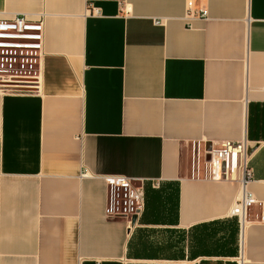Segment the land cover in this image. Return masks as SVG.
I'll list each match as a JSON object with an SVG mask.
<instances>
[{"label":"crops","instance_id":"0c3cea01","mask_svg":"<svg viewBox=\"0 0 264 264\" xmlns=\"http://www.w3.org/2000/svg\"><path fill=\"white\" fill-rule=\"evenodd\" d=\"M17 15L44 40L37 89L0 92V264H264V0H0ZM111 177L143 183L132 229Z\"/></svg>","mask_w":264,"mask_h":264},{"label":"built area","instance_id":"2783aa9c","mask_svg":"<svg viewBox=\"0 0 264 264\" xmlns=\"http://www.w3.org/2000/svg\"><path fill=\"white\" fill-rule=\"evenodd\" d=\"M207 20L206 12H193L191 3L188 4L187 20ZM159 24V23H157ZM190 28V26H189ZM44 40L43 22H34L26 15H17L12 20L0 21V92L31 93L38 87L36 77L37 52L42 50ZM31 64L34 74L19 75L20 69H26L24 64ZM245 153V142H225L213 144L206 151V165L210 179L223 181L227 178L228 162L233 156ZM243 180L246 186L252 180V174L245 167ZM108 207L107 217L110 220H121L129 228H134L145 210V190L142 182L124 178H107ZM257 201L252 194L245 191L239 206L233 211V216L239 220L243 232L247 224V212ZM244 211L242 221L241 212Z\"/></svg>","mask_w":264,"mask_h":264},{"label":"rangeland","instance_id":"374dc122","mask_svg":"<svg viewBox=\"0 0 264 264\" xmlns=\"http://www.w3.org/2000/svg\"><path fill=\"white\" fill-rule=\"evenodd\" d=\"M31 64L29 63H25L24 64V66H26V67H24V68H26L25 70L24 69H20V64H18L17 66V69H19L18 70V72H19V75H25V73L27 74L28 73V75H32V74H34V69L33 70H31V67H29ZM32 73V74H31Z\"/></svg>","mask_w":264,"mask_h":264},{"label":"bare ground","instance_id":"6f19581e","mask_svg":"<svg viewBox=\"0 0 264 264\" xmlns=\"http://www.w3.org/2000/svg\"><path fill=\"white\" fill-rule=\"evenodd\" d=\"M241 218H242V221L244 219V211L241 212Z\"/></svg>","mask_w":264,"mask_h":264}]
</instances>
